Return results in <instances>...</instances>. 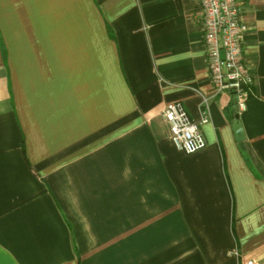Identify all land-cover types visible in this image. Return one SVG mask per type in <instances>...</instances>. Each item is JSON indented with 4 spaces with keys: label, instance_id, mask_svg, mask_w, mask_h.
Instances as JSON below:
<instances>
[{
    "label": "crops",
    "instance_id": "crops-1",
    "mask_svg": "<svg viewBox=\"0 0 264 264\" xmlns=\"http://www.w3.org/2000/svg\"><path fill=\"white\" fill-rule=\"evenodd\" d=\"M237 1L240 114L196 0H0V264H264V0Z\"/></svg>",
    "mask_w": 264,
    "mask_h": 264
},
{
    "label": "built area",
    "instance_id": "built-area-1",
    "mask_svg": "<svg viewBox=\"0 0 264 264\" xmlns=\"http://www.w3.org/2000/svg\"><path fill=\"white\" fill-rule=\"evenodd\" d=\"M198 18L205 45L206 71L215 95L230 93L238 114L245 110V100L252 83V70L242 51L246 27L240 20L237 0H196ZM169 125L175 149L192 155L206 146L199 124L193 122L180 103L166 105L161 113ZM203 119L201 123H204Z\"/></svg>",
    "mask_w": 264,
    "mask_h": 264
},
{
    "label": "water",
    "instance_id": "water-1",
    "mask_svg": "<svg viewBox=\"0 0 264 264\" xmlns=\"http://www.w3.org/2000/svg\"><path fill=\"white\" fill-rule=\"evenodd\" d=\"M232 128H233L236 140L237 141L243 140V132H242V129H241L239 122H237V121L234 122L232 125Z\"/></svg>",
    "mask_w": 264,
    "mask_h": 264
}]
</instances>
